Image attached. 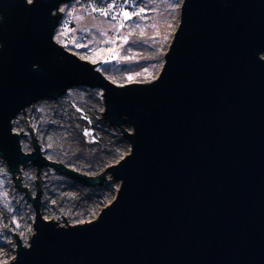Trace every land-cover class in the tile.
I'll return each mask as SVG.
<instances>
[{"label": "water", "instance_id": "water-1", "mask_svg": "<svg viewBox=\"0 0 264 264\" xmlns=\"http://www.w3.org/2000/svg\"><path fill=\"white\" fill-rule=\"evenodd\" d=\"M73 1L0 0V158L35 211L28 245L15 234L4 264H264V0H183L156 79L121 86L55 41ZM75 88L102 92L101 121L130 145L97 177L48 159L29 127L25 153L13 131ZM73 108L85 142L101 144ZM30 167L35 195L19 176ZM43 169L89 188L109 175L119 189L96 220L60 225L42 214Z\"/></svg>", "mask_w": 264, "mask_h": 264}, {"label": "rangeland", "instance_id": "rangeland-1", "mask_svg": "<svg viewBox=\"0 0 264 264\" xmlns=\"http://www.w3.org/2000/svg\"><path fill=\"white\" fill-rule=\"evenodd\" d=\"M94 1L84 0V3ZM144 1L151 12L150 22L145 24L133 16L128 20L123 16L115 19L87 16L75 1L62 5L60 11L65 28H58L55 41L81 59L98 64L103 75L116 85L152 82L160 73L164 55L178 28L183 0ZM123 37H128L127 43H124ZM73 104L90 118L101 144L93 146L85 142L82 131L88 124L74 110ZM103 110L100 90L75 88L58 101H41L29 107L25 111L26 116L23 112L14 120L13 131L27 135L21 141L25 153L33 151L29 129L32 128L48 159L97 177L130 150L129 143L119 130L101 121ZM126 128L131 131L130 127ZM37 174L38 170L30 167L23 169L19 175L24 186L34 195ZM40 178L42 214L46 220L60 225L66 224L61 222L64 221L62 216L69 225L96 220L115 199L119 189V183L109 175L103 186L95 188L84 187L53 169H43ZM34 220L32 204L18 191L6 163L0 158V264L15 257V234L24 245H28L34 233Z\"/></svg>", "mask_w": 264, "mask_h": 264}, {"label": "built area", "instance_id": "built-area-1", "mask_svg": "<svg viewBox=\"0 0 264 264\" xmlns=\"http://www.w3.org/2000/svg\"><path fill=\"white\" fill-rule=\"evenodd\" d=\"M74 1L77 3L78 7L82 8L86 12L87 16L105 17L113 19V17H122V10L127 11L129 13H140V10L144 9V11L140 13V15H133V17L135 20L143 24L150 22L151 12L144 0H96L91 4H85L84 0ZM93 9H97V11H93ZM101 9L107 11L108 15H104L103 11H99ZM62 28H65V25H63L61 21L59 29Z\"/></svg>", "mask_w": 264, "mask_h": 264}, {"label": "snow or ice", "instance_id": "snow-or-ice-1", "mask_svg": "<svg viewBox=\"0 0 264 264\" xmlns=\"http://www.w3.org/2000/svg\"><path fill=\"white\" fill-rule=\"evenodd\" d=\"M110 10V9H109ZM93 11H97V9H93ZM99 11H103L104 12V15H108V12L107 11H104V10H99ZM144 11V9H141L140 10V13H142ZM140 13H129L127 11H123L122 10V16L124 17L125 20H128V19H131L133 15H140ZM113 19H115V17H113ZM123 26V25H121ZM123 41L124 43H127L128 42V37H123ZM80 46V45H78ZM109 51H112L111 49H109ZM115 55H119V53H116ZM124 59L128 60V59H131L130 57H124ZM105 62H108V61H105ZM129 79H131V77H129ZM89 133L87 131H85V135H88Z\"/></svg>", "mask_w": 264, "mask_h": 264}]
</instances>
